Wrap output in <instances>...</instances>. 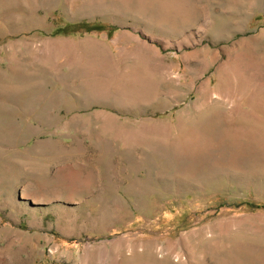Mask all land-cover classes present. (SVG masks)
Wrapping results in <instances>:
<instances>
[{
	"label": "rangeland",
	"instance_id": "374dc122",
	"mask_svg": "<svg viewBox=\"0 0 264 264\" xmlns=\"http://www.w3.org/2000/svg\"><path fill=\"white\" fill-rule=\"evenodd\" d=\"M246 201L264 0H0V264H264Z\"/></svg>",
	"mask_w": 264,
	"mask_h": 264
},
{
	"label": "trees",
	"instance_id": "16d2710c",
	"mask_svg": "<svg viewBox=\"0 0 264 264\" xmlns=\"http://www.w3.org/2000/svg\"><path fill=\"white\" fill-rule=\"evenodd\" d=\"M88 29H90V27H87ZM96 28V27H94ZM245 204L247 206H249L250 208H253V209H264V203H254V202H251V201H246Z\"/></svg>",
	"mask_w": 264,
	"mask_h": 264
}]
</instances>
